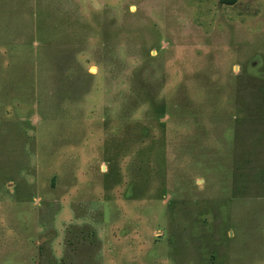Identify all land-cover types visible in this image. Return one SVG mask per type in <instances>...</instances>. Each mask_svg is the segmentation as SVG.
<instances>
[{
  "label": "rangeland",
  "instance_id": "rangeland-1",
  "mask_svg": "<svg viewBox=\"0 0 264 264\" xmlns=\"http://www.w3.org/2000/svg\"><path fill=\"white\" fill-rule=\"evenodd\" d=\"M0 264H264V0H0Z\"/></svg>",
  "mask_w": 264,
  "mask_h": 264
},
{
  "label": "trees",
  "instance_id": "trees-1",
  "mask_svg": "<svg viewBox=\"0 0 264 264\" xmlns=\"http://www.w3.org/2000/svg\"><path fill=\"white\" fill-rule=\"evenodd\" d=\"M238 0H221L222 3L235 4Z\"/></svg>",
  "mask_w": 264,
  "mask_h": 264
}]
</instances>
